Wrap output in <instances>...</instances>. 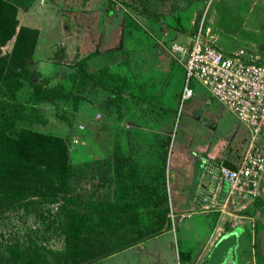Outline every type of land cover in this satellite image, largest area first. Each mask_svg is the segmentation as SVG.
Returning <instances> with one entry per match:
<instances>
[{
  "label": "rangeland",
  "instance_id": "rangeland-1",
  "mask_svg": "<svg viewBox=\"0 0 264 264\" xmlns=\"http://www.w3.org/2000/svg\"><path fill=\"white\" fill-rule=\"evenodd\" d=\"M32 4L41 11L31 12ZM0 25L11 29L0 56L36 73L0 87L1 117L14 129L66 138L71 208L100 214L98 231L110 239L167 219L159 233L85 264H202L236 224L244 228L238 257L256 263L253 223H264L263 196L250 217L238 215L240 205H254L247 199L235 210L226 201H190L205 158L238 162L248 132L196 81L179 105L182 67L167 45L200 34L222 52L241 49L264 63V0H0ZM32 80L65 96L34 100ZM260 180L263 191L264 172ZM56 204L28 201L0 212V247L62 248Z\"/></svg>",
  "mask_w": 264,
  "mask_h": 264
},
{
  "label": "trees",
  "instance_id": "trees-1",
  "mask_svg": "<svg viewBox=\"0 0 264 264\" xmlns=\"http://www.w3.org/2000/svg\"><path fill=\"white\" fill-rule=\"evenodd\" d=\"M97 20L99 33L100 13ZM69 27L75 31L71 25L67 26ZM4 28L0 25V41L11 33V29L7 31ZM83 58L84 56H80L76 60L82 62ZM25 64H11L0 56V87L10 86L9 84L15 82L17 74L23 76L36 74ZM27 76L26 79H28ZM75 76L74 74L72 77L76 78ZM30 88V97L34 100L50 101L53 98L65 96L59 86L43 87L36 80L31 81ZM13 132L16 133L12 134ZM71 175L72 165L69 161L68 143L65 137L23 127L14 129L0 114V212L24 207L28 201L57 203L56 210L61 218L59 230L62 234L60 249L47 248L42 251L32 248L35 245L21 247L16 242L5 244L0 247V264H47L48 257L54 261V264L96 262L102 257L148 237L149 232L154 235L164 228L166 218L154 219L153 227L146 233L135 231L113 239L101 236L102 234L98 231L102 225L100 214L91 219L84 213L71 208L73 200ZM238 214L252 216L253 208L241 209ZM253 250L255 253L254 242ZM240 252L239 247L237 251L239 257ZM239 257L237 264H251Z\"/></svg>",
  "mask_w": 264,
  "mask_h": 264
},
{
  "label": "built area",
  "instance_id": "built-area-1",
  "mask_svg": "<svg viewBox=\"0 0 264 264\" xmlns=\"http://www.w3.org/2000/svg\"><path fill=\"white\" fill-rule=\"evenodd\" d=\"M167 49L182 67L179 105L193 95L191 82L196 81L246 128L247 144L235 169L219 162L216 178L227 184V194L255 198L264 171V153L258 142L259 135L264 139V63L245 57L241 49L222 52L200 34L186 44L170 42Z\"/></svg>",
  "mask_w": 264,
  "mask_h": 264
},
{
  "label": "water",
  "instance_id": "water-1",
  "mask_svg": "<svg viewBox=\"0 0 264 264\" xmlns=\"http://www.w3.org/2000/svg\"><path fill=\"white\" fill-rule=\"evenodd\" d=\"M220 165L228 169H235V165L227 159H222ZM206 175V174H205ZM214 179L216 178V169L214 170ZM219 186L223 183L218 181ZM225 192H220L223 196ZM177 223V217H175ZM243 225L236 224L230 230H226L209 249L204 264H237V251L240 247V237L243 231ZM254 243L256 247V254L258 264L262 263V256L264 257V225L260 220H255L254 223Z\"/></svg>",
  "mask_w": 264,
  "mask_h": 264
},
{
  "label": "crops",
  "instance_id": "crops-1",
  "mask_svg": "<svg viewBox=\"0 0 264 264\" xmlns=\"http://www.w3.org/2000/svg\"><path fill=\"white\" fill-rule=\"evenodd\" d=\"M30 10H32L31 12H37L38 10L41 11V6L40 5H36V4H32L30 6ZM217 48V47H216ZM218 49V48H217ZM255 58V57H254ZM256 59V58H255ZM248 134V133H247ZM248 136V135H247ZM259 144L260 142L262 144H264V139L262 138V136L259 138L258 140ZM227 159L228 161H230L231 163L235 164L237 162H234L232 159H229L227 156L225 155H222L220 156L219 160L217 161V163L215 162H211V161H208L206 158H205V165H204V168H203V171H202V175L199 179L198 182H196L197 184H195V186H197L198 188V193L197 195L192 196L190 198V201H213V202H222V201H226L228 202L229 206H233V210H235L236 208V203L235 201H241L240 197L236 196V195H230V194H227V184L226 183H223L221 186H219V183H218V180L217 179H214V170H215V166L222 160V159ZM234 159V158H233ZM240 159V158H239ZM239 161V160H238ZM264 172V171H263ZM206 174V175H205ZM263 174V173H262ZM262 177V175H261ZM261 181V180H260ZM201 192L204 194L202 195ZM220 192H225V194L223 196L220 195ZM264 189L262 191L261 189V186L259 187V195L256 196L255 198H253L252 200H245V201H253V204L254 205H250L249 207L250 208H253V211L255 210V207L258 206L257 203H259L261 197L263 198L264 200ZM193 199V200H192ZM262 205L264 206V201L262 203ZM262 205H259V210L261 209L260 206ZM242 205H240V207H237L238 210H241L242 209H245L243 207H241ZM239 215V214H238ZM235 216V215H234ZM241 216H245V215H241ZM246 217H250V216H246ZM256 220V219H255ZM258 220H260L262 223L263 221L261 220V218H258ZM264 220V219H263ZM264 225V223H263ZM200 257V255H199ZM199 257L197 256V260L199 259ZM184 264H191V263H188V262H184Z\"/></svg>",
  "mask_w": 264,
  "mask_h": 264
},
{
  "label": "flooded vegetation",
  "instance_id": "flooded-vegetation-1",
  "mask_svg": "<svg viewBox=\"0 0 264 264\" xmlns=\"http://www.w3.org/2000/svg\"><path fill=\"white\" fill-rule=\"evenodd\" d=\"M258 195H259V193H258ZM257 195V196H258ZM255 253H256V247H255ZM256 262H257V254H256ZM262 263L264 264V257L262 256ZM256 264V263H255ZM257 264H258V262H257Z\"/></svg>",
  "mask_w": 264,
  "mask_h": 264
}]
</instances>
